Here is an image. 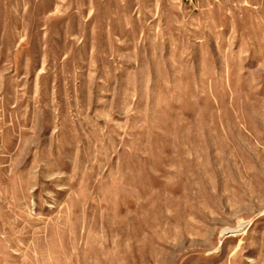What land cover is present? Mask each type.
I'll return each mask as SVG.
<instances>
[{"label":"rangeland","instance_id":"rangeland-1","mask_svg":"<svg viewBox=\"0 0 264 264\" xmlns=\"http://www.w3.org/2000/svg\"><path fill=\"white\" fill-rule=\"evenodd\" d=\"M0 264H264V0H0Z\"/></svg>","mask_w":264,"mask_h":264}]
</instances>
